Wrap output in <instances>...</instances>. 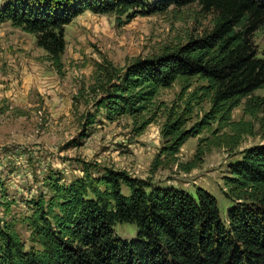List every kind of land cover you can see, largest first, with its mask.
I'll return each mask as SVG.
<instances>
[{
    "label": "trees",
    "instance_id": "trees-1",
    "mask_svg": "<svg viewBox=\"0 0 264 264\" xmlns=\"http://www.w3.org/2000/svg\"><path fill=\"white\" fill-rule=\"evenodd\" d=\"M192 3L213 15L212 29L121 69L100 65L96 101L109 120L130 116L138 134L163 110L155 165L175 163L188 173L211 147H238L256 133L255 123L264 135V95L256 94L264 90V55L254 43L264 27V0H9L0 24L34 34L60 67L66 27L86 11L131 19ZM176 83V100L157 103L160 90ZM243 102L253 120H234ZM95 120L88 113L86 128ZM203 132L194 159L180 161L181 147ZM238 154L224 177L232 204L227 220L217 197L202 188L191 193L109 167L94 175L87 164L67 184L51 173L49 195L35 196L21 221L29 243L15 220L0 218V264H264V144ZM123 223L136 226V237L119 236L115 227Z\"/></svg>",
    "mask_w": 264,
    "mask_h": 264
},
{
    "label": "rangeland",
    "instance_id": "rangeland-1",
    "mask_svg": "<svg viewBox=\"0 0 264 264\" xmlns=\"http://www.w3.org/2000/svg\"><path fill=\"white\" fill-rule=\"evenodd\" d=\"M8 1L0 0V7ZM212 27L213 15L197 3L172 5L165 12L131 19L86 11L67 25L66 49L58 67L38 46L34 34L11 22L0 24V218L15 220L29 243L30 231L21 221L31 213L35 196L49 195L48 175L59 173L61 183L67 184L83 176L87 164L94 175L109 167L152 179L156 185L191 193L205 189L217 197L221 216L227 220L232 204L225 194L224 177L239 151L264 144L258 123L256 133L244 136L238 147H211L202 162L187 173L175 163L155 165L164 142L163 110L138 134L130 116L109 120L104 110L96 108L103 81L98 77L100 65L111 63L121 69L137 58L158 55L166 47L201 36ZM254 43L264 55V27L254 33ZM180 90L177 83L161 89L157 103L171 105ZM256 94L264 95V90ZM244 102L233 111L234 120H253L244 114ZM88 113L95 114L96 120L86 128ZM207 135L203 132L186 141L178 154L180 161L193 160L200 139ZM115 229L123 238L137 234L130 223Z\"/></svg>",
    "mask_w": 264,
    "mask_h": 264
}]
</instances>
